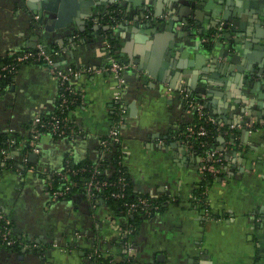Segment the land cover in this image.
<instances>
[{"label":"crops","instance_id":"0c3cea01","mask_svg":"<svg viewBox=\"0 0 264 264\" xmlns=\"http://www.w3.org/2000/svg\"><path fill=\"white\" fill-rule=\"evenodd\" d=\"M94 2L53 26L57 12L38 9L39 0H0V61L43 47L55 71L72 73L76 100L67 134L34 139L33 117L57 108V76L23 63L0 85V135L9 137L0 211L17 240L0 246V264H90L93 253L134 264H264V0ZM114 7L121 19L108 27L111 46L128 63L120 78L104 72L110 40L92 28ZM195 98L230 130L217 135L221 162L205 169L204 206L193 201L203 155L185 136ZM112 127L131 191L165 197L130 234L83 188L53 196L51 177L66 161L112 156L100 144Z\"/></svg>","mask_w":264,"mask_h":264},{"label":"built area","instance_id":"2783aa9c","mask_svg":"<svg viewBox=\"0 0 264 264\" xmlns=\"http://www.w3.org/2000/svg\"><path fill=\"white\" fill-rule=\"evenodd\" d=\"M215 33H211L210 38H213ZM207 37L202 38L203 41H207ZM107 47L110 50L111 44L107 43ZM23 63H38L45 64L54 72L60 82V93L58 98L57 108H64L67 105L74 103L76 100L74 99V90L72 86L69 84L71 80L72 73L71 72H63V71H55L53 68V60L52 55L49 51L45 50L43 47L38 46L33 49H26L20 52H16L10 56L7 62L0 63V80L7 75L13 74L16 72L18 66ZM128 67V63L122 62L119 59L115 58L111 53L109 54L108 63L104 68V72L113 75L116 78H120V74ZM54 70V71H53ZM194 102V101H193ZM192 102V103H193ZM196 109L197 114H203L202 104L200 102L193 103ZM208 120L211 122H217L216 119L208 114ZM33 124V138L36 139L38 135L41 133L40 129L44 128L49 131L53 136H63L67 134L71 130V126L68 124V120L66 117H61L58 114L52 113L49 118L44 119L40 114H37L32 119ZM219 124V123H218ZM219 126H222L219 124ZM206 133L205 129L202 126H199L198 129H194L193 126L189 125L185 129V136L188 138L193 134H197L202 136ZM227 130H221L219 134H227ZM120 143V132L116 127H112L100 140V144L103 147L109 148L111 145H117ZM203 145V141L200 142ZM0 152L2 154H6L5 149H1ZM119 156L116 157V159ZM119 159V158H118ZM222 160V153L217 148L207 150L203 155L204 164L202 165V169H212L214 167L213 163H220ZM101 161L96 162L95 164H90L89 166H81L78 170L72 169L70 167L69 161H66L64 169L61 172H58L55 175H60L63 179H65L66 183L63 186H59L55 188L53 192V196H64L67 195L73 186L76 185V181L68 178L67 173H77L78 171H86L89 173V178L84 180L82 183V187L86 193V195L91 199H102L98 198V192L102 189L108 187L109 185H114V190H110L109 195L115 198H125V190L128 185V181L125 176L118 175L117 178L113 182H108L106 179H98L97 175L99 173V166L101 165ZM119 160L117 162V166H119ZM123 205L126 207V213L129 214L137 209H141L148 216L152 210L158 209V203L153 201V198L147 195L138 196L133 201L123 202ZM133 228L131 225H126L122 228V232L124 234H130ZM17 244V240L13 234L12 224L10 219L0 211V246L13 247Z\"/></svg>","mask_w":264,"mask_h":264},{"label":"trees","instance_id":"16d2710c","mask_svg":"<svg viewBox=\"0 0 264 264\" xmlns=\"http://www.w3.org/2000/svg\"><path fill=\"white\" fill-rule=\"evenodd\" d=\"M114 8H113L115 10L114 12L109 11L107 14L103 15V19L101 20V23H103L102 26L108 25V27H111L115 23L120 21V19H121L120 13L116 9V7H114ZM109 15H112L113 18H109L110 17ZM100 30H103V29L99 28V31ZM103 31L106 34V36L109 38L110 43L112 45L110 28L107 30H103ZM205 44L207 46H209L210 42H206ZM110 50H111L112 55L115 58H117V55L113 54L114 50H113L112 46H111ZM8 60L9 59L0 61V63L7 62ZM4 81H5V77L0 80V85H2V83H4ZM194 100L199 101V99H196V98ZM74 104L75 103L67 105L63 109L62 108H56L53 113L58 114L61 117L67 118V113ZM51 114L41 115V117H43L44 119H47V118H49V116ZM208 114L211 115L207 109L203 110V114L195 113L194 120L188 124V126L189 125L193 126V128L195 130L198 129L199 126H202L206 131V133L202 136H199L197 134H193V135L189 136L188 138H186L190 142V144L193 145V149L201 155H204L207 150H211V149L216 148V146H217V140H216L217 135L219 134V132L221 130H227L228 133L230 132V130L226 126H219V124L217 122H211L210 120H208V117H207ZM68 124H69V122H68ZM40 131L41 132H49L48 130H46L44 128H41ZM31 135H30V138L33 137V135L32 136ZM8 139H9V137H7L6 135H0V150L8 148V146H9L8 145L9 144ZM201 141H203V143H204L203 145L200 144ZM115 146H113V145L109 146V148H112L111 151H114V152L112 153L111 157L104 158L102 160L101 165L99 166V173L97 175V178L101 179V180L106 179L108 182H113L117 178L118 175L125 176L127 181H128V185H127L126 190H125V193H126L125 198H115V197H112L109 195L110 190L115 189L113 184L109 185L108 187H106V188L102 189L100 192H98L97 197L102 198V201L104 202V204L106 206H108L118 216L122 217L125 220L126 225H131L132 228H135L137 223L139 221H141L142 218L146 217L147 215L141 209H137V210L127 214L126 213V207L123 205V202H125V200L133 201L136 199V197L143 196V195L135 194L131 191L129 177H128L127 173L125 172L123 167L116 166L115 158L118 156L119 153L116 150H114ZM69 164H70V167L72 169L78 170V168L83 166L84 163L83 164H74V163L69 161ZM213 164L217 165L219 163H213ZM89 165L90 164H87L84 166H89ZM66 175L68 176V178L76 181V185L72 187L73 190L80 189L82 187V183L84 182V180H86V178L87 179L89 178V173H87L86 171H83V172L78 171L77 173L69 172ZM210 178H211V172H209L208 170H203V179L201 180V182L199 183V187L197 188L196 191H194V194H193V197H194L193 201H195V203L202 204V206L205 205V204H203V203H205L204 188L206 187L208 181L211 180ZM51 179H52V183H53L52 185L55 187L63 186L66 183L65 179L60 177V175H53L51 177ZM164 199H165V197L155 198V199L153 198V201L158 203L159 207H161L164 204ZM90 264H134V262H133L132 258H126L123 261L117 262L112 257L103 256L101 253H93L90 257Z\"/></svg>","mask_w":264,"mask_h":264},{"label":"water","instance_id":"95a60500","mask_svg":"<svg viewBox=\"0 0 264 264\" xmlns=\"http://www.w3.org/2000/svg\"><path fill=\"white\" fill-rule=\"evenodd\" d=\"M95 0H39L37 4V8L40 10H51L57 12V19L53 20V26H60L64 21H69L70 16L76 12V9L79 5L90 6L93 5ZM102 5H106L108 2H112L114 0H100ZM101 24H96L92 28L103 30L108 29V25L102 26ZM82 29V28H81ZM130 55V53H128ZM136 61V60H135ZM181 67V66H180ZM242 70V68H238ZM243 72V71H242ZM243 76H241L242 78ZM34 157L35 154L33 152L30 153V157ZM102 201V199H100Z\"/></svg>","mask_w":264,"mask_h":264}]
</instances>
